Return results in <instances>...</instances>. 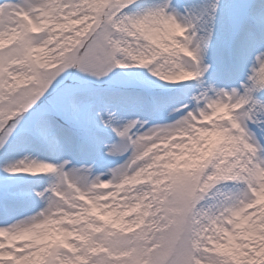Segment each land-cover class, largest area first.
<instances>
[{
	"label": "snow or ice",
	"instance_id": "snow-or-ice-1",
	"mask_svg": "<svg viewBox=\"0 0 264 264\" xmlns=\"http://www.w3.org/2000/svg\"><path fill=\"white\" fill-rule=\"evenodd\" d=\"M0 264H264V0H0Z\"/></svg>",
	"mask_w": 264,
	"mask_h": 264
}]
</instances>
